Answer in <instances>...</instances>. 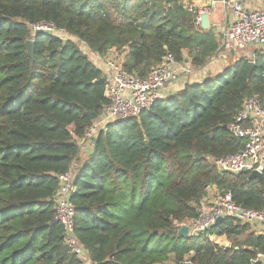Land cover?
Listing matches in <instances>:
<instances>
[{
  "label": "trees",
  "instance_id": "obj_1",
  "mask_svg": "<svg viewBox=\"0 0 264 264\" xmlns=\"http://www.w3.org/2000/svg\"><path fill=\"white\" fill-rule=\"evenodd\" d=\"M40 22L91 51L127 49L132 73L145 74L167 53L199 67L218 46L184 0H0V264H83L53 220L58 176L75 161L74 233L88 264H264V233L237 218L195 236L178 232L197 217L209 185L245 208L264 206V172H220L208 160L243 148L228 126L246 97L264 104V51L251 53V73L240 57L137 116L106 124L80 160L77 139L107 103L104 79L75 40L32 36Z\"/></svg>",
  "mask_w": 264,
  "mask_h": 264
},
{
  "label": "built area",
  "instance_id": "obj_2",
  "mask_svg": "<svg viewBox=\"0 0 264 264\" xmlns=\"http://www.w3.org/2000/svg\"><path fill=\"white\" fill-rule=\"evenodd\" d=\"M201 5H187L186 10L194 16L196 25H200L201 16L210 14L214 5L223 11L225 25L221 30L220 42L210 61L225 54L247 50L251 47L264 51V9H244L239 1L233 0H200ZM230 10V11H229ZM229 11V12H228ZM31 31L46 33L62 40H75L62 28L51 22L34 23ZM99 54V52H97ZM128 50L108 49L104 56L97 55L96 66L104 79V97L107 103L98 116L93 118L83 135L77 139L78 158L85 159L91 153L100 131L106 124L116 120H126L137 116L162 101L171 93V84L179 82L194 69L189 65L177 62L172 54L167 53L160 64L150 68L141 76L128 72L124 63ZM250 60V59H249ZM235 137L244 140L243 148L208 160L220 172H264V104L258 95L246 97L234 120L228 126ZM58 176V187L53 195L55 213L53 220L62 227L64 242L69 251L83 264H88V254L74 233L75 206L71 196L75 191L74 172L78 166ZM234 217L243 223L264 225V206L261 209L245 208L237 204L230 192H219L210 201V205L201 208L196 218L189 220L188 235L195 236L207 231L218 217ZM264 259V254L259 255ZM184 264H191L189 261Z\"/></svg>",
  "mask_w": 264,
  "mask_h": 264
},
{
  "label": "crops",
  "instance_id": "obj_3",
  "mask_svg": "<svg viewBox=\"0 0 264 264\" xmlns=\"http://www.w3.org/2000/svg\"><path fill=\"white\" fill-rule=\"evenodd\" d=\"M228 1H233V0H228ZM236 1H239L241 6L244 9H246V10H252V9L263 10L264 9V0H236ZM184 2H185V7L187 5H193V6L201 5V1L200 0H184ZM222 13H223V11H222L221 7L217 4V5L213 6L212 11L210 12V14H208L209 15V20L212 23L211 24L212 26H210L208 29L212 30V32L216 34V37H217V40H218V44L220 42L221 30H222V28L225 25V21H224ZM193 18H194V16H193ZM82 45L86 46V44H84L83 42H82ZM254 49H256V48L255 47H251V48H249L247 50L236 51V52H232V53L230 52L228 54H225L224 56H221L220 58L213 59L212 61H210V57H211L210 56L205 64H203L202 66L196 67L192 72H190L189 74L185 75L179 82H175V83L171 84V86H170V88H172L171 91L172 92H176L177 90H179L180 88L183 87L185 82L201 80V79H203L205 77H209L212 74L221 71V69L226 64L227 55H231L232 56L234 53L235 54L236 53H242L243 56H247L246 58L249 59L251 57V53L253 52ZM87 51L88 52H87L86 55L95 64L96 61L98 60L97 59V55L95 56L96 52L95 51H91L88 47H87ZM184 64L188 65V62H184ZM77 164L78 163H75V165H77ZM208 189H210V191ZM219 192H220V190H218L215 185L207 186L206 187L205 196L200 201L201 205L204 204V202L207 201L206 202L207 203L206 207L209 206L210 205V201L212 200V198L214 196H216ZM204 206L202 208H205ZM184 225H186V224L185 223L182 224V226H184ZM252 226H253V229H254V231L256 233H264V225L252 224ZM219 239H225L226 240L227 238H225L224 236H216V235L209 236V240L214 242V243H217V244H219L218 241H217ZM229 246H231V245L229 244ZM221 247L224 248V245H222Z\"/></svg>",
  "mask_w": 264,
  "mask_h": 264
},
{
  "label": "water",
  "instance_id": "obj_4",
  "mask_svg": "<svg viewBox=\"0 0 264 264\" xmlns=\"http://www.w3.org/2000/svg\"><path fill=\"white\" fill-rule=\"evenodd\" d=\"M211 21L209 20V15L208 14H203L201 16V21H200V26L201 28L203 29H208L211 25ZM25 46H26V49H27V54L32 57L33 56V41L31 39H27L25 41ZM248 72L251 73L252 69H253V66H254V62L252 60H249L248 62ZM138 75L141 76L142 75V72L139 71L138 72ZM91 118H93L95 115L93 113L90 114ZM95 142V141H94ZM198 153H196V157H198ZM249 177L250 178H261L262 177V174L260 172H257V171H251L249 173ZM224 218L222 217H218L215 221V224L218 223L219 221L223 220ZM179 234L183 237H188V226L187 225H184L182 226L181 228H179L178 230ZM229 244L228 243H225L224 244V248L227 249L229 248Z\"/></svg>",
  "mask_w": 264,
  "mask_h": 264
},
{
  "label": "rangeland",
  "instance_id": "obj_5",
  "mask_svg": "<svg viewBox=\"0 0 264 264\" xmlns=\"http://www.w3.org/2000/svg\"><path fill=\"white\" fill-rule=\"evenodd\" d=\"M31 35L33 36L34 35V32H32L31 31ZM75 41L77 42V44L79 45V47H80V49L82 50V52L84 53V54H87V47L86 46H84V45H82V42H80V41H77V39H75ZM251 52V51H250ZM94 55V54H93ZM96 55H99L100 57H102V56H104V53H97L96 52V54H95V56ZM240 57H247V56H243L242 55V53H234L232 56L231 55H227V57H226V64H225V66L222 68V69H224L226 66H228V65H230V64H233L238 58H240ZM96 64H99V62H98V60L96 61ZM188 65H189V67L190 68H193V69H195L197 66H195V65H193L192 63H188ZM221 69V70H222ZM95 118V117H94ZM209 191H210V189H208ZM207 202V201H206ZM206 202H204V204H202L204 207H206V205H207V203ZM200 206L201 208L203 207V206ZM200 208V209H201ZM182 224H184V223H182ZM182 224L181 225H179L180 227L179 228H181V226H182ZM185 224H187V222L185 223ZM187 225H189V222H188V224ZM179 230V229H178ZM218 241V243L222 246V245H224L225 243H228V244H230L231 245V243H232V240H229V239H219V240H217ZM184 262L185 263H187V261L186 260H184ZM165 264H173V262L172 261H168V262H166Z\"/></svg>",
  "mask_w": 264,
  "mask_h": 264
}]
</instances>
